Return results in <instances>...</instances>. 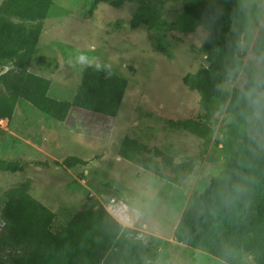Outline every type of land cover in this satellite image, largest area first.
<instances>
[{"label": "rangeland", "instance_id": "obj_1", "mask_svg": "<svg viewBox=\"0 0 264 264\" xmlns=\"http://www.w3.org/2000/svg\"><path fill=\"white\" fill-rule=\"evenodd\" d=\"M184 1L159 4L162 26L152 30L130 27L135 2L114 8L93 0H53L27 68L50 81L48 95L70 101L89 65L110 70L126 86L111 117L71 108L65 121L57 122L23 102L16 104L10 122L0 120V159L24 167L23 172H0V213L12 190H24L51 210L53 230L78 210L102 205L153 247L155 264H224L173 235L188 198L208 185L225 156L220 143L224 115L200 118L198 94L184 83L187 75L208 65L200 51L206 34L177 29ZM243 3L246 21L237 24L234 36L245 47L243 61L256 72L262 60L253 45L264 27V0ZM7 69L0 66V72ZM242 85L239 76L222 88L230 93ZM187 120L201 126V134L171 126ZM126 137L149 150L137 158L151 159L165 177H179V184L121 157ZM67 156L87 164L66 168L61 162ZM3 228L0 218V236Z\"/></svg>", "mask_w": 264, "mask_h": 264}, {"label": "trees", "instance_id": "obj_2", "mask_svg": "<svg viewBox=\"0 0 264 264\" xmlns=\"http://www.w3.org/2000/svg\"><path fill=\"white\" fill-rule=\"evenodd\" d=\"M93 1L114 8L135 2L138 8L130 19L131 28L160 30L162 26L157 6L165 0ZM52 2L4 0L0 4V66L8 68L0 72V120L10 122L16 104L23 102L57 122H64L71 108L114 116L126 82L110 70L87 66L70 101L50 97V81L27 70ZM245 21L243 0H185L176 24L184 34L196 29L206 34L200 51L208 65L187 75L184 83L198 94L200 118L211 121L224 115L226 131L220 141L225 154L221 170L201 192L188 198L173 235L224 264H264V125H244L239 115L244 108L240 94L255 72L243 61L245 47L234 36L237 24ZM253 51L264 68V27ZM239 76L242 87L230 93L223 90L226 81ZM171 126L195 135L202 132L191 120L173 121ZM141 151L149 153L146 146L126 137L120 156L165 177L151 159L137 158ZM86 164L73 156L61 162L70 169ZM23 171L17 162L0 159V172ZM165 178L174 184L180 181ZM6 198L0 213L4 226L0 264H155L158 260L150 244L123 227L102 205L78 210L53 230L55 214L27 192L12 190Z\"/></svg>", "mask_w": 264, "mask_h": 264}, {"label": "clouds", "instance_id": "obj_3", "mask_svg": "<svg viewBox=\"0 0 264 264\" xmlns=\"http://www.w3.org/2000/svg\"><path fill=\"white\" fill-rule=\"evenodd\" d=\"M244 108L239 115L244 125H250L253 122L264 125V68L253 73L248 87L241 94Z\"/></svg>", "mask_w": 264, "mask_h": 264}, {"label": "crops", "instance_id": "obj_4", "mask_svg": "<svg viewBox=\"0 0 264 264\" xmlns=\"http://www.w3.org/2000/svg\"><path fill=\"white\" fill-rule=\"evenodd\" d=\"M34 109H35V108H34ZM77 109H79V108H77ZM70 110H71V109H70ZM79 110H82V109H79ZM69 112H70V111H69ZM87 113H89V112H87ZM4 120H5V119H4ZM6 122H7V120H6ZM7 123H8V122H7ZM31 145H32V147H36V148L38 147V145H35V144H33V143H32Z\"/></svg>", "mask_w": 264, "mask_h": 264}]
</instances>
